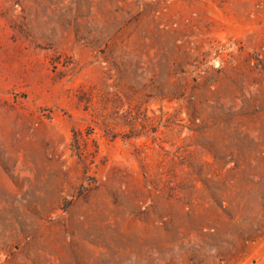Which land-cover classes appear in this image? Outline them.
Returning <instances> with one entry per match:
<instances>
[{"label":"rangeland","instance_id":"rangeland-1","mask_svg":"<svg viewBox=\"0 0 264 264\" xmlns=\"http://www.w3.org/2000/svg\"><path fill=\"white\" fill-rule=\"evenodd\" d=\"M0 264H264V0H0Z\"/></svg>","mask_w":264,"mask_h":264}]
</instances>
